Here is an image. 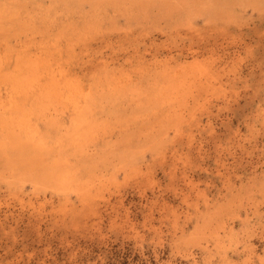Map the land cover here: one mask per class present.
<instances>
[{"label": "rangeland", "instance_id": "rangeland-1", "mask_svg": "<svg viewBox=\"0 0 264 264\" xmlns=\"http://www.w3.org/2000/svg\"><path fill=\"white\" fill-rule=\"evenodd\" d=\"M0 264H264V0H0Z\"/></svg>", "mask_w": 264, "mask_h": 264}]
</instances>
